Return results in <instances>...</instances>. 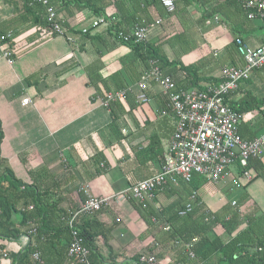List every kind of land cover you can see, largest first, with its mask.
I'll return each mask as SVG.
<instances>
[{
    "label": "crops",
    "instance_id": "crops-1",
    "mask_svg": "<svg viewBox=\"0 0 264 264\" xmlns=\"http://www.w3.org/2000/svg\"><path fill=\"white\" fill-rule=\"evenodd\" d=\"M182 1L169 13L153 0H49L68 39L48 32L42 6L30 5V0H0V34L5 35L0 44V157L23 184L37 185V191L45 192L48 204L55 206L53 213L81 204L80 197L86 199L84 190L107 197L155 174L174 128L172 115H161L167 98L158 86L147 90V103H137L130 94L109 110L102 106L104 92L131 83L133 55L130 46L122 44L107 26L92 27L93 20L114 17L117 29L126 33L133 25L160 19L148 41L160 42L176 68L198 67L200 88L216 85L222 66L243 64L232 48L235 37L250 47L264 44V22L247 19L236 2L223 8L225 15L214 13L202 20L228 1L192 0L188 5ZM84 28H88L85 33ZM3 50L10 53L8 58ZM182 76L185 80L186 74ZM173 77L181 76L176 72ZM24 98L29 99L26 105L21 104ZM225 103L241 115L238 134L242 139L264 134V70H252ZM98 158L101 161L96 165ZM248 167L258 177L238 188L233 186L238 166L229 167L228 175L218 183L194 177L197 198L212 211L246 199L238 211L255 205L263 212L264 149ZM260 176L261 205L250 188ZM183 197L180 188L168 194L157 192L150 206L158 212V205L166 208ZM135 203L113 200L93 215L112 226L107 244L100 238L94 240L103 260L126 263L150 249L153 236ZM26 241L25 237L0 239V254L6 252L10 258L20 253ZM65 243L61 237L46 248L48 264H58ZM171 259L164 254L159 263ZM0 264L8 261L0 256Z\"/></svg>",
    "mask_w": 264,
    "mask_h": 264
},
{
    "label": "trees",
    "instance_id": "trees-1",
    "mask_svg": "<svg viewBox=\"0 0 264 264\" xmlns=\"http://www.w3.org/2000/svg\"><path fill=\"white\" fill-rule=\"evenodd\" d=\"M153 1L161 5L160 0ZM179 1L177 0V3ZM185 1L182 2L188 5L192 0ZM227 1V4L225 1L213 11L203 15L202 20L214 13L224 14L222 12L223 8L234 2L244 12L243 2L245 0ZM241 1L242 3H240ZM177 3H175V8ZM34 5L42 6L37 3ZM41 8H43V14L45 15L44 7ZM44 15L43 24L47 27ZM108 28L111 31L112 28L117 29L118 26L114 23ZM0 36L5 37L1 34ZM127 44L130 46L133 55L131 59L132 68L129 71L131 83L118 84V89L138 81L143 71L149 68L150 60H156L163 74L171 77L175 83L176 91L187 90L192 87L199 90L206 88H200L198 85L199 80L196 77L198 67L180 66L176 68L175 63L169 62L162 52L160 42L136 43L130 40ZM232 48L237 53L235 38L233 39ZM237 55L239 54L237 53ZM176 72L181 76L178 80L173 77ZM183 73L186 74L185 80L182 76ZM191 80H194V82H191ZM179 81H182L184 85H180L181 82L178 83ZM2 136L0 126V142ZM158 155L160 154L158 153ZM162 155L160 156L161 160ZM100 161L101 158H98L94 160V163L97 165ZM196 176L198 175H194L193 179ZM254 176L244 186L257 178L258 174ZM173 186L168 184L162 189L156 190L152 202H155L157 192L163 191V193L168 194L173 189L180 188L184 197L177 204L166 208L158 205L160 210L157 212V209L154 210L150 205L142 209L135 203L139 209L143 210L142 218L147 223L149 231H151L153 241L146 253L136 254L128 262L120 264H148L139 262V258L142 255L154 253L157 249L155 244L159 248L155 254L157 264H160L159 260L164 257V254L172 257L171 261L166 264H264V211H259L255 205L252 209L238 211L246 199L243 202H237L235 207L228 205L212 211L196 197L195 201L192 202L191 210L181 216L178 214L179 211H182L185 204L190 201L191 191L198 187L193 184V180L190 184L178 182L175 187ZM37 190V185H25L17 179L8 168L5 160L0 157V239L14 241L21 237L27 238L23 251L6 260L8 264H39L32 258L33 253L38 252L43 261L42 264H48L49 260L45 254L46 248L53 245V240L57 239L58 241L59 238L64 237L66 243L62 246L63 250L59 254L58 264H68L67 247L70 241L68 221L85 199L81 196V204L74 203V206L69 210L54 211L53 213L51 209H54L55 206L48 204L46 200L48 196L45 197V192ZM98 212L79 215L72 221V226L78 231L83 244L90 250L89 258L92 264H116L113 261L103 260L99 254V249L94 245V240L97 238L107 244L110 228L112 229V226L107 227L106 224L93 218V215ZM205 218H208V220L205 221ZM151 219L154 221L151 222ZM165 227L168 229L165 230ZM217 228H220L221 231L216 232ZM193 240H195L192 243L194 257L190 259L184 252L183 244L191 243ZM0 256L2 257V254Z\"/></svg>",
    "mask_w": 264,
    "mask_h": 264
},
{
    "label": "built area",
    "instance_id": "built-area-1",
    "mask_svg": "<svg viewBox=\"0 0 264 264\" xmlns=\"http://www.w3.org/2000/svg\"><path fill=\"white\" fill-rule=\"evenodd\" d=\"M176 2L177 0H160L161 5L169 13L174 11ZM29 3H37L44 7L49 33L71 39L60 27L56 9L49 0H30ZM243 7L248 19L264 22V0H245ZM115 20L114 17H99L92 21L91 26L102 24L110 27ZM160 22V19H156L147 25H133L126 33L113 28L111 32L123 43L130 40L143 43L149 40L151 32ZM87 31L88 28L82 29L83 33ZM4 38L0 36V44ZM235 45L243 64L237 67L222 66L219 82L216 85L206 86L204 90L189 88L176 91L171 77L163 74L156 60H150L149 68L143 71L140 79L134 84L105 92L101 104L109 110L113 103L124 100L129 94L134 96L137 103H147L150 101L147 90L152 86H158L167 98L166 107L161 115L170 113L174 119V128L155 174L107 197L93 196L84 190L86 199L68 221L70 228V241L67 247L68 264H92L89 258L90 250L83 244L78 231L72 226V221L79 215L100 211L108 207L113 200H133L144 209L152 204L155 191L168 184L176 185L178 182L190 184L194 175L218 183L228 175L231 166L239 168L233 178L234 187H241L254 177V172L248 164L250 160L261 157L264 149V134L251 140L242 139L238 134L241 115L225 103V97L237 88L240 81L247 80L252 70H264V44L250 47L240 37H235ZM2 54L6 58L10 55L5 50ZM28 102V98L21 100L22 105ZM196 197V191H191L190 201L178 214L182 216L189 212ZM231 205L235 206L236 202L232 201ZM204 220L207 221L208 218ZM167 229L165 227V230ZM194 241L183 244L184 252L190 259L194 257L192 251ZM155 246L157 249L154 253L142 255L139 262L157 264L155 254L159 248L157 244ZM2 257L7 259L8 254L2 252ZM32 258L39 264L43 263L38 252H34Z\"/></svg>",
    "mask_w": 264,
    "mask_h": 264
},
{
    "label": "rangeland",
    "instance_id": "rangeland-1",
    "mask_svg": "<svg viewBox=\"0 0 264 264\" xmlns=\"http://www.w3.org/2000/svg\"><path fill=\"white\" fill-rule=\"evenodd\" d=\"M238 187H240V186H238ZM250 188L252 189V191H254L253 194L259 200L260 205H261V176L259 177V179H257L255 181L254 185H252ZM233 190H231L230 192H234ZM241 191H242V189H240V192ZM227 195L229 196L231 194H227ZM232 195H233V193H232ZM220 231H221L220 228H219V230L218 229L216 230V232H220Z\"/></svg>",
    "mask_w": 264,
    "mask_h": 264
}]
</instances>
